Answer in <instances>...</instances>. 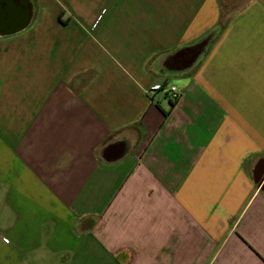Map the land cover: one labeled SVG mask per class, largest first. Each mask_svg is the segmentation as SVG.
Wrapping results in <instances>:
<instances>
[{
  "label": "crops",
  "instance_id": "obj_1",
  "mask_svg": "<svg viewBox=\"0 0 264 264\" xmlns=\"http://www.w3.org/2000/svg\"><path fill=\"white\" fill-rule=\"evenodd\" d=\"M28 1L0 28V264H264V0Z\"/></svg>",
  "mask_w": 264,
  "mask_h": 264
},
{
  "label": "rangeland",
  "instance_id": "obj_2",
  "mask_svg": "<svg viewBox=\"0 0 264 264\" xmlns=\"http://www.w3.org/2000/svg\"><path fill=\"white\" fill-rule=\"evenodd\" d=\"M137 0L132 2L131 0H123L122 4H117V0H42V6L40 5L41 2L39 0H35V5L37 8H43L47 9L48 15L43 16V19L50 21V19L54 18V15L62 14L61 19L65 20L68 17H75V16H81L89 13H114L115 11H131L130 6L131 2L133 3V12H136L138 9L139 12L149 13L146 9L149 11L151 10V6L155 4V14H160L163 17L167 16H174L172 19L174 21H178L177 17H180V21L178 23L184 22L185 24L190 21L192 16L195 14L194 1L196 0H174L175 3H171L173 6L168 7L169 2H166V0ZM179 1L182 2L179 4ZM222 2H225V4L230 5H236V4H242L246 2V0H222ZM40 3V4H39ZM146 5H149L146 6ZM179 6V9L175 10V13H172L176 6ZM137 8V9H134ZM170 11V12H169ZM185 12V13H184ZM150 14V13H149ZM53 20V19H52ZM180 25V26H181ZM178 24H170L169 28L171 30H177ZM179 26V27H180ZM173 41V40H172ZM196 51L194 50V53ZM187 54H190V50L186 51ZM185 53V54H186ZM187 56V55H186ZM185 56V57H186ZM184 57V58H185Z\"/></svg>",
  "mask_w": 264,
  "mask_h": 264
},
{
  "label": "flooded vegetation",
  "instance_id": "obj_3",
  "mask_svg": "<svg viewBox=\"0 0 264 264\" xmlns=\"http://www.w3.org/2000/svg\"><path fill=\"white\" fill-rule=\"evenodd\" d=\"M30 5L28 0H0V28L6 29L13 25L16 10H23V13L28 12ZM190 52L188 57L195 55L193 50H190Z\"/></svg>",
  "mask_w": 264,
  "mask_h": 264
},
{
  "label": "built area",
  "instance_id": "obj_4",
  "mask_svg": "<svg viewBox=\"0 0 264 264\" xmlns=\"http://www.w3.org/2000/svg\"><path fill=\"white\" fill-rule=\"evenodd\" d=\"M160 89L161 87L157 88V90ZM163 92L167 96V98L172 102H177L180 98L181 91L178 88H176V86H171L168 89H164Z\"/></svg>",
  "mask_w": 264,
  "mask_h": 264
}]
</instances>
